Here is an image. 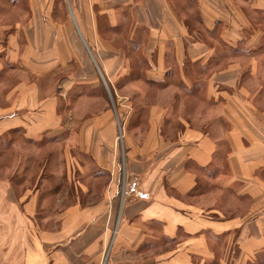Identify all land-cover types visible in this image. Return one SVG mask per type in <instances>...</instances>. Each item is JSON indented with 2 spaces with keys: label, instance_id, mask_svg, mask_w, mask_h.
<instances>
[{
  "label": "crops",
  "instance_id": "1",
  "mask_svg": "<svg viewBox=\"0 0 264 264\" xmlns=\"http://www.w3.org/2000/svg\"><path fill=\"white\" fill-rule=\"evenodd\" d=\"M43 138L99 188L49 229L10 183ZM10 151L0 264H264V0H0Z\"/></svg>",
  "mask_w": 264,
  "mask_h": 264
},
{
  "label": "rangeland",
  "instance_id": "2",
  "mask_svg": "<svg viewBox=\"0 0 264 264\" xmlns=\"http://www.w3.org/2000/svg\"><path fill=\"white\" fill-rule=\"evenodd\" d=\"M156 90V89H155ZM154 99H160L158 97H154ZM111 101V100H110ZM186 106L189 107V110H195L197 108V105H201L200 103L190 102V99L187 100ZM148 103V102H147ZM155 105L164 104L162 102L154 101ZM111 105L118 106V102H115L113 104V100L111 102ZM113 106H111V110L113 111ZM123 107V106H122ZM120 107V114H122V117H120V121H117L116 116H114L113 124L115 128L122 129L123 123L125 127L129 124V122H126V111H123V108ZM176 109V108H175ZM90 111H95V105H91ZM114 115V114H113ZM119 123L121 125H119ZM144 124V123H143ZM101 126V125H100ZM145 127V126H144ZM119 134H116L117 140H120ZM123 137V136H122ZM23 145L22 147L25 148L24 156L26 160L25 167L21 168V171L18 172L14 177H10L11 179V186H15L17 184L14 183V181L18 182L20 186L16 187V191H20L18 193H22L23 191H34L37 193V204L36 206H39L40 211L38 212V215L35 216L37 223H46L47 225H44L46 229L50 228V223H52V220L56 216V212L63 209L64 207H67L73 203H75L77 200L74 199L76 196L74 186L77 187V190L79 192V187L77 185V182H79L82 185H85L86 187H93L96 188L98 183L93 184L92 182H88L83 179V177H80V173L77 171L78 167H82L80 165L75 166L74 162V168L76 170L74 176L75 182L69 183L68 176L65 175V167H63V162L58 158L59 155H62L63 152H59L57 147L53 144H51V141L49 139L43 138L40 142L31 143L29 141H22ZM120 142V141H118ZM120 155L123 156V152H117ZM16 157L14 152L7 153L6 154V166L4 164L0 165V176L3 177L4 172L6 173L7 170L10 169L12 172L11 164ZM73 158H76L78 162L81 165H87L90 163V161L87 159V156L82 157L77 154V152H74L72 155ZM58 160V161H57ZM123 164H124V157H123ZM10 166V167H8ZM9 168V169H8ZM124 169V165H123ZM87 172H84L86 174ZM92 173V172H91ZM72 176V174L70 175ZM125 184H122V195L125 192ZM96 189H99L98 187ZM29 193V192H28ZM97 198H89L84 196V198H80V202L82 204H89L91 202L96 201ZM124 200V199H123ZM54 221V220H53ZM111 243V242H110ZM111 245H109L106 248V252L103 256L102 263L105 264L107 262V259L109 258V252H110Z\"/></svg>",
  "mask_w": 264,
  "mask_h": 264
}]
</instances>
